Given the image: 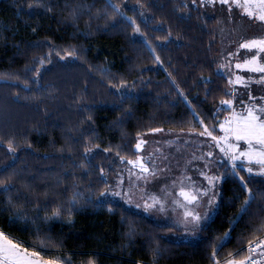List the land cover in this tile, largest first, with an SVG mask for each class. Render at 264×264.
Masks as SVG:
<instances>
[{"label": "trees", "instance_id": "trees-1", "mask_svg": "<svg viewBox=\"0 0 264 264\" xmlns=\"http://www.w3.org/2000/svg\"><path fill=\"white\" fill-rule=\"evenodd\" d=\"M219 40L216 17L181 0H0L5 238L61 264H212L263 236L264 175L243 167L219 169L194 243L99 199L138 136L226 114Z\"/></svg>", "mask_w": 264, "mask_h": 264}, {"label": "rangeland", "instance_id": "rangeland-1", "mask_svg": "<svg viewBox=\"0 0 264 264\" xmlns=\"http://www.w3.org/2000/svg\"><path fill=\"white\" fill-rule=\"evenodd\" d=\"M181 1L217 19L218 71L227 76L231 95L222 105L228 110L211 128L201 124L196 130L156 129L138 136L134 157L122 161L99 199L176 228L166 235L169 240L194 243L199 226L216 211L221 167L264 175L259 157L242 154L249 153V145L236 138L250 114L264 122V9L260 0ZM262 147L256 145L252 152ZM4 239L3 234L0 243ZM249 256L243 250L234 258L218 256L212 264H240ZM31 259L33 264H61L37 254Z\"/></svg>", "mask_w": 264, "mask_h": 264}, {"label": "snow or ice", "instance_id": "snow-or-ice-1", "mask_svg": "<svg viewBox=\"0 0 264 264\" xmlns=\"http://www.w3.org/2000/svg\"><path fill=\"white\" fill-rule=\"evenodd\" d=\"M260 4L262 9H264V0H260ZM261 18L264 19V17ZM260 44L264 45V41H260ZM245 47H251V45H245ZM261 71H264V68ZM259 119V117L251 116L250 114L244 125L236 130V138L244 140L249 145V153L242 154L257 155L259 163L264 166V147L252 152L256 145L264 146V122L257 123L256 121ZM2 237L3 234L0 233V238ZM34 256H36L35 252L30 253L26 249H22L17 243L12 242L11 239H4L3 243H0V264H33L31 258ZM240 264H246V262L241 261Z\"/></svg>", "mask_w": 264, "mask_h": 264}, {"label": "built area", "instance_id": "built-area-1", "mask_svg": "<svg viewBox=\"0 0 264 264\" xmlns=\"http://www.w3.org/2000/svg\"><path fill=\"white\" fill-rule=\"evenodd\" d=\"M243 250L250 253L246 264H264V235L244 246Z\"/></svg>", "mask_w": 264, "mask_h": 264}]
</instances>
